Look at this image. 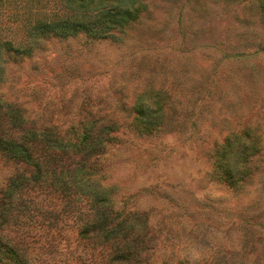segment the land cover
<instances>
[{
	"label": "rangeland",
	"instance_id": "rangeland-1",
	"mask_svg": "<svg viewBox=\"0 0 264 264\" xmlns=\"http://www.w3.org/2000/svg\"><path fill=\"white\" fill-rule=\"evenodd\" d=\"M42 2L36 10L50 7ZM143 2L114 38L42 39L7 65L0 99L62 129L90 113L118 121L104 183L116 187L117 207L148 214L151 262L264 264V0ZM142 101L162 110L156 133L135 129ZM241 135L248 160L230 187L215 173L217 152ZM24 168L0 158V189ZM32 198L47 220L4 231L32 264L106 263L62 199Z\"/></svg>",
	"mask_w": 264,
	"mask_h": 264
},
{
	"label": "trees",
	"instance_id": "trees-1",
	"mask_svg": "<svg viewBox=\"0 0 264 264\" xmlns=\"http://www.w3.org/2000/svg\"><path fill=\"white\" fill-rule=\"evenodd\" d=\"M42 1L0 0V17L15 25L4 27L0 20V83L7 65L31 57L42 39L80 34L93 40L114 38L146 9L143 0H48L49 8L36 10ZM5 31L11 35L5 38ZM134 111L138 133L159 131L161 109L142 101ZM119 127L112 118L90 113L62 129L31 119L21 105L0 99V158L25 167L0 189V264H32L4 231L31 219L38 224L47 220L44 215L37 219L32 206L38 190L62 199L64 210L76 213L80 239L104 250L105 264H156L148 258L154 251L148 214L117 207L116 187L104 183L102 157L117 145ZM235 138L219 148L215 162L218 180L230 187L238 186L249 155L243 135Z\"/></svg>",
	"mask_w": 264,
	"mask_h": 264
}]
</instances>
